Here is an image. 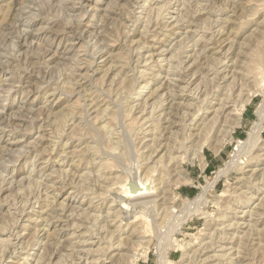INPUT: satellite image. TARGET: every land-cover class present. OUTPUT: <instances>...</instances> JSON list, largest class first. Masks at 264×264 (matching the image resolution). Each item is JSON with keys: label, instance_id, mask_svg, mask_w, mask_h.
Listing matches in <instances>:
<instances>
[{"label": "rangeland", "instance_id": "374dc122", "mask_svg": "<svg viewBox=\"0 0 264 264\" xmlns=\"http://www.w3.org/2000/svg\"><path fill=\"white\" fill-rule=\"evenodd\" d=\"M263 203L264 0H0V264H264Z\"/></svg>", "mask_w": 264, "mask_h": 264}, {"label": "bare ground", "instance_id": "6f19581e", "mask_svg": "<svg viewBox=\"0 0 264 264\" xmlns=\"http://www.w3.org/2000/svg\"><path fill=\"white\" fill-rule=\"evenodd\" d=\"M168 27V26H167ZM179 49V48H178ZM183 52V51H182ZM152 56V55H151ZM197 58V57H196ZM151 59V58H150ZM196 60V59H195ZM171 68V67H170ZM201 70V68H200V66L199 65H197V64H193V66H192V68L190 69V75L191 76H193V75H195L196 73H198V71H200ZM187 74V73H186ZM116 75V74H115ZM215 80V79H214ZM203 83V82H202ZM204 84V83H203ZM232 84V83H231ZM167 85V84H166ZM169 85V84H168ZM216 85H218V84H216ZM212 86V88L211 89H214L215 87H217V86ZM169 88L171 87L170 85L168 86ZM167 87V88H168ZM209 89V88H208ZM156 91H157V89H156ZM171 91V90H170ZM207 91V90H206ZM231 91V90H230ZM169 93H171V92H169ZM169 93H168V95H169ZM204 94L206 93V92H203ZM231 93H232V91H231ZM174 93H172V95H173ZM208 94H209V92L207 91V93L205 94V96L207 97L208 96ZM171 95V94H170ZM171 95V97L174 99V97L175 96H172ZM228 96V95H227ZM205 97V98H206ZM229 97V96H228ZM225 98H227V97H225ZM247 99V98H246ZM202 101H203V99H202ZM225 101V100H224ZM155 102V101H154ZM167 102V101H166ZM158 103V102H157ZM156 104V103H155ZM225 102H223L222 103V105H221V107L220 108H223V106H225ZM198 107V108H197ZM196 108H197V110H196V113H199L200 112V110H201V106H197ZM245 106L244 105H242L241 106V108L240 109H235L234 111L236 112L235 114H233V116L235 117V119H233V120H231L230 122H228V125H226L227 127L226 128H229L230 129V132H228L227 130L228 129H226V130H223V135L225 136V135H227L226 137H229V139L230 138H233L234 137V135H230V133L232 132V130L234 129V128H236V127H238L239 125H240V123H239V119H240V115H243L244 113H243V111H244V108ZM261 107V106H260ZM170 108V107H169ZM106 109V108H105ZM154 111V110H153ZM259 111H261V109H259ZM259 111L257 112L258 113V115L257 116H259L260 118L262 117L261 115L263 114V112H262V114L261 113H259ZM104 112V111H103ZM172 113V112H171ZM167 114V113H166ZM170 114V113H169ZM168 114V115H169ZM193 114V113H192ZM194 115V114H193ZM231 117V116H230ZM263 118V117H262ZM167 119V118H166ZM214 120H215V118H214ZM179 123V122H178ZM215 121L213 122V123H211L212 125L210 126V128H212L214 125H215ZM225 123V122H224ZM171 124V122L169 123V125ZM175 124V123H174ZM227 124V123H226ZM256 125V124H255ZM258 125V124H257ZM158 127H160V126H158ZM156 125L154 126V128L156 129V128H158ZM186 127L187 126H185V128H184V130H183V132L185 131V129H186ZM206 127H207V125H206ZM209 128V127H208ZM209 128V129H210ZM254 128H255V126H254ZM207 129V128H206ZM261 127H257L255 130H253V131H250V134H249V138L246 140V146H247V148L246 149H248V150H251V149H253L255 146H256V143L259 141V135H260V131H261ZM200 130V129H199ZM203 130V129H202ZM235 130V129H234ZM205 131V130H204ZM201 132V131H200ZM208 130L206 131V136L208 135ZM233 134H237L236 132L235 133H233ZM200 135H201V133H200ZM158 136V135H157ZM185 136V135H184ZM183 136V137H184ZM186 138V137H185ZM184 138V139H185ZM187 138H189V137H187ZM159 139V138H158ZM167 139V138H166ZM125 140V139H124ZM223 140V139H222ZM154 141H156V139L154 140ZM242 142L243 141H240V145L242 144ZM243 144H244V142H243ZM174 145V144H173ZM54 146V145H53ZM182 146V145H181ZM242 146H244V145H242ZM245 146V147H246ZM118 147V146H117ZM158 147V144L156 145V143H154V149L152 150V152L150 153V155L148 156V158L146 157V158H144V160H149L150 159V157H151V154L155 151V149ZM167 147H170L169 145H167ZM172 148V147H171ZM239 148V147H238ZM241 148V147H240ZM146 149V148H145ZM168 149V148H167ZM165 150V149H164ZM240 150V149H239ZM215 151H217V150H215ZM241 151V150H240ZM239 151V152H240ZM198 151H196V153H197ZM249 152V151H248ZM247 152V153H248ZM238 153V152H237ZM241 153V152H240ZM127 154V153H126ZM198 154V153H197ZM171 155V154H170ZM238 155V154H237ZM114 156H116V155H114ZM194 156H196V155H194ZM241 156V155H240ZM238 157V156H237ZM236 157V158H237ZM114 158V157H113ZM153 158V157H152ZM172 158V157H171ZM193 158V157H192ZM161 159V158H160ZM118 161V160H117ZM122 161V160H121ZM237 159L235 160L234 158H233V160L231 161V162H229L228 163V165L227 166H230V167H234V166H236L237 165ZM143 162V161H142ZM230 163H232V164H230ZM119 164V163H118ZM123 164V163H122ZM230 164V165H229ZM131 165V164H130ZM144 165V164H143ZM129 167V166H128ZM226 168V167H225ZM129 169V168H128ZM228 169V168H227ZM143 170V169H142ZM150 170V169H149ZM228 170H230V169H228ZM156 170L155 169H153V168H151V170L148 172V173H146L145 174V178H144V181L142 180H140L139 179V176H138V179L135 181V182H133L134 180H129V179H126L125 181H122L121 182V184H120V186H119V188H118V194L116 195V199L115 198H112V202H118V212L117 211H115L116 213H117V215H115V216H117V217H122V219L123 220H129L132 216H133V218H134V221L135 220H137L138 219V217H139V215H143L144 216V210L148 207V206H150L152 203H154L155 202V199L156 198H158V194H156V195H153V192H151V191H154V189H156V187H155V185H154V187L152 186V187H150L149 188V186H150V184H152L153 182H154V180H153V182H151L152 180V176H153V173L155 172ZM222 171V170H221ZM218 172L217 173V175H216V177L214 178V179H212V181L210 180L209 181V183L206 185V186H204V192H203V194H201V195H199V196H197V198H196V200H193L194 202H197V201H201L200 203H202L203 202V200H202V198H203V196H204V193L209 189V188H211V186H213L215 183H216V181L218 180V178H220L221 177V175H226V173L227 172H229V171H227L226 172V169L224 170V171H222V172ZM132 172V171H131ZM138 172V171H137ZM133 173V172H132ZM263 173V172H262ZM124 174V173H123ZM88 175V174H87ZM93 175V174H92ZM138 175V174H137ZM127 178H128V176H127ZM129 178H130V175H129ZM135 177L133 176V178H131V179H134ZM137 178V177H136ZM109 179V178H108ZM161 179V178H160ZM161 180H163V179H161ZM106 181V180H105ZM133 183H135V184H133ZM157 181V180H156ZM161 183V182H160ZM162 184H163V182H162ZM102 186V185H101ZM203 189V188H202ZM108 192V191H107ZM135 192H137V194L135 195V194H133V193H135ZM155 192V191H154ZM99 193V192H98ZM97 194V193H96ZM206 200V199H205ZM204 200V201H205ZM207 201V200H206ZM192 202V201H191ZM193 202V203H194ZM204 203V202H203ZM202 203V205H204ZM137 205H139L138 207L139 208H137ZM197 205H198V208H199V203L197 204L196 203V206L195 207H197ZM165 206V205H164ZM262 206L264 207V203L262 204ZM134 207H136L137 208V211H135V210H133V208ZM200 207H202L201 206V204H200ZM151 207H149L148 208V210L150 209ZM108 209H110V208H108ZM139 209V210H138ZM197 208H193V209H191V211L193 210L194 211V213H193V211L192 212H190V213H193V214H196V212H199L200 213V210L199 211H197L196 210ZM147 210V212H149ZM164 210V209H163ZM185 210L187 211V209L185 208ZM109 211V210H108ZM152 212H154V209L152 208V210H151ZM150 211V212H151ZM196 211V212H195ZM133 212V213H132ZM188 212V211H187ZM182 213L183 214V220L184 221H186L185 219H187L188 217H187V215L189 214V213ZM256 212V211H255ZM146 213V212H145ZM264 213V212H263ZM263 213H260L259 214V216H261ZM115 214V213H114ZM130 214H132L131 216H130ZM149 214V216H154V215H152V214H150V213H148ZM192 214V215H193ZM201 214H204V215H206L207 217H209L208 215H207V213H201ZM146 215H147V213H146ZM155 215H157V214H155ZM179 215V214H178ZM80 216V215H79ZM125 216H127V218L125 217ZM148 216V215H147ZM53 217V216H52ZM54 217H57V216H54ZM151 218H153V217H151ZM182 220V222H184ZM71 221V220H70ZM112 223V222H111ZM75 224V223H74ZM74 224H73V226H74ZM76 225V224H75ZM72 226V225H71ZM100 226V225H99ZM254 227V226H253ZM92 229V228H91ZM258 232V231H257ZM264 241V240H263ZM56 243H52L53 245H55L56 246V244L58 243V240L57 241H55ZM62 244V243H61ZM43 248V247H42ZM75 248V247H74ZM211 248V247H210ZM239 248V247H238ZM48 250V249H47ZM237 250V249H236ZM198 251V250H197ZM42 252V251H41ZM47 252V251H46ZM49 252V251H48ZM162 251H160V253H161ZM67 253V252H66ZM73 253V252H72ZM71 253V254H72ZM77 253V252H76ZM164 253V252H163ZM45 254V253H44ZM52 255V254H51ZM195 255V254H194ZM60 256V255H59ZM160 256V255H159ZM214 257V256H213ZM161 258H164V256H160L159 257V259H160V263L162 262V263H164V261L161 259ZM59 259V258H58ZM191 259V258H190ZM162 260V261H161ZM60 261V260H59ZM61 262V261H60ZM65 264V263H64Z\"/></svg>", "mask_w": 264, "mask_h": 264}, {"label": "crops", "instance_id": "0c3cea01", "mask_svg": "<svg viewBox=\"0 0 264 264\" xmlns=\"http://www.w3.org/2000/svg\"><path fill=\"white\" fill-rule=\"evenodd\" d=\"M244 115H245V113H244ZM244 115H243V117H244Z\"/></svg>", "mask_w": 264, "mask_h": 264}]
</instances>
